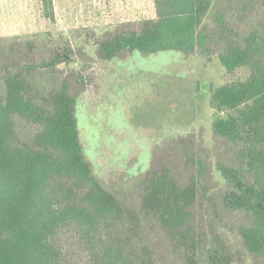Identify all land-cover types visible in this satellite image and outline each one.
Wrapping results in <instances>:
<instances>
[{
    "label": "trees",
    "instance_id": "16d2710c",
    "mask_svg": "<svg viewBox=\"0 0 264 264\" xmlns=\"http://www.w3.org/2000/svg\"><path fill=\"white\" fill-rule=\"evenodd\" d=\"M154 6V18L107 29L97 51L105 62L135 51L218 61L232 78L209 85L213 145L192 131L169 138L171 161L155 158L136 199H122L85 152L80 97L61 68L75 49L51 32L0 37V264H166L164 247L180 264H235L243 252L264 264V0ZM42 7L54 22V0Z\"/></svg>",
    "mask_w": 264,
    "mask_h": 264
},
{
    "label": "rangeland",
    "instance_id": "374dc122",
    "mask_svg": "<svg viewBox=\"0 0 264 264\" xmlns=\"http://www.w3.org/2000/svg\"><path fill=\"white\" fill-rule=\"evenodd\" d=\"M54 3L53 22L44 16L42 0H0V37L29 38L51 32L59 35V45L70 44L75 49V60L61 68L63 75L73 76L70 84L73 94L80 97L77 118L85 152L107 189L134 201L142 180L138 175L147 172L158 156L166 155L171 161L172 150L162 146L183 132L195 133L209 151L214 118L209 85L218 86L232 78L218 61L201 55L186 59L180 51H135L105 62L96 44L106 30L126 21L154 18V0ZM224 214L229 229L236 230L233 217L230 220ZM237 241H231V247H238ZM159 253L166 264L181 262L168 248ZM241 255L243 259L237 257L235 264L252 263L244 252Z\"/></svg>",
    "mask_w": 264,
    "mask_h": 264
}]
</instances>
